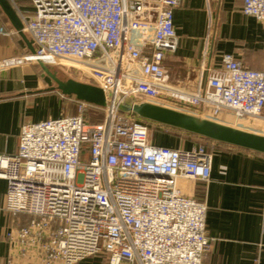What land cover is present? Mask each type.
Masks as SVG:
<instances>
[{"label": "built area", "instance_id": "1", "mask_svg": "<svg viewBox=\"0 0 264 264\" xmlns=\"http://www.w3.org/2000/svg\"><path fill=\"white\" fill-rule=\"evenodd\" d=\"M16 1L6 0L34 53L9 64L77 70L104 92L106 106L76 100L75 115L24 123L17 152L0 154L6 210L29 218L7 234L8 263L202 264L206 205L178 183L210 180L207 142L154 145L151 123L116 103L180 91L197 111L264 123V70L223 54L205 86H171L165 62L178 48L173 18L184 0H28L30 15ZM241 13L264 23V0H241ZM11 34L0 26V35ZM89 108L103 112L100 123L85 119Z\"/></svg>", "mask_w": 264, "mask_h": 264}, {"label": "crops", "instance_id": "2", "mask_svg": "<svg viewBox=\"0 0 264 264\" xmlns=\"http://www.w3.org/2000/svg\"><path fill=\"white\" fill-rule=\"evenodd\" d=\"M16 4L22 14L32 12L28 0ZM173 23L179 44L165 66L170 83L177 88L205 86L223 54L250 69L264 70V23L244 16L241 0H184L174 11ZM0 26L14 32L0 35V154L13 155L24 123L75 115L76 99L63 95L54 83L49 86L40 65L9 64L30 52L1 7ZM152 143L190 150L198 141L153 132ZM207 147L210 180L178 183L183 194L206 205L210 246L202 264H264V155L214 141L207 142ZM6 188V181L0 179V264H9L8 232L29 219L14 218L6 210ZM11 264L37 262L16 256ZM80 264L105 263L90 258Z\"/></svg>", "mask_w": 264, "mask_h": 264}, {"label": "water", "instance_id": "3", "mask_svg": "<svg viewBox=\"0 0 264 264\" xmlns=\"http://www.w3.org/2000/svg\"><path fill=\"white\" fill-rule=\"evenodd\" d=\"M0 7L7 15L18 34L24 40L30 54L34 53V45L29 36L21 32V23L10 8L6 0H0ZM45 75V82L49 86L53 83L66 96H73L77 101L104 108L106 97L104 92L93 85L80 83L74 80L62 81L50 72L48 67L41 65ZM121 113H133L142 120L159 124L164 127L185 132L209 141L233 146L247 151L264 155V136H258L236 130L231 127L191 116L173 109L157 106L150 103H134L131 99H123L116 103Z\"/></svg>", "mask_w": 264, "mask_h": 264}, {"label": "rangeland", "instance_id": "4", "mask_svg": "<svg viewBox=\"0 0 264 264\" xmlns=\"http://www.w3.org/2000/svg\"><path fill=\"white\" fill-rule=\"evenodd\" d=\"M50 70L52 72H54L56 74V76L62 81H66V80L70 79V80H74V81H77L80 83H84V82L80 81V76L77 77L75 75L76 74L75 72H77V70H74L71 68L64 70V71H59V70H56L53 68H51ZM85 84L94 85L91 80H88ZM171 86H173L175 89H178V90H183V91H187V92L191 91V90H187V89L177 88L175 86V84H171ZM188 100L189 99H187V101H186V98H184V97H179V96L173 95V96L161 97V98L157 99L156 101H152V102L144 100V99L139 100V101H141V103H150V104H154V105H158V106L162 105L163 107H167L169 109H173V110H176L178 112H182L185 114H189L191 116L199 117V118H202L204 120L212 121V122H215L217 124L224 125L227 127H231V128L233 127L235 129H239V130H242L244 132L246 131V133L258 134V135L264 136V123L256 122L253 120H247V119L244 120L242 118H236L231 114H222L220 116V118L223 119V121H222V120L218 119V117L212 116L210 113H208L206 111H197L196 109H194L193 107H191L189 105L190 103L188 102ZM91 117H92V114H91ZM156 126L165 128L164 126L159 125V124H157ZM152 135H153V133H152ZM154 135H155V133H154ZM197 141L204 143L205 140L197 139ZM205 142H207V141H205Z\"/></svg>", "mask_w": 264, "mask_h": 264}, {"label": "trees", "instance_id": "5", "mask_svg": "<svg viewBox=\"0 0 264 264\" xmlns=\"http://www.w3.org/2000/svg\"><path fill=\"white\" fill-rule=\"evenodd\" d=\"M76 76L78 77V75H76ZM80 81H83V80L80 79ZM84 83H86V82H84ZM91 114H92V117H91ZM84 117L86 120H88L92 123H100L103 119V112L99 109L89 108L85 112ZM156 125L157 124H154V123H152L150 125L152 132H157V133H162V134H170V135L179 137V138L183 139L184 141H190L191 138H195V139H201V140H205L207 142H210L209 140L202 139V138L187 134V133L182 132V131H178V130H174V129L172 130V129L167 128V127H165V128L157 127Z\"/></svg>", "mask_w": 264, "mask_h": 264}, {"label": "bare ground", "instance_id": "6", "mask_svg": "<svg viewBox=\"0 0 264 264\" xmlns=\"http://www.w3.org/2000/svg\"><path fill=\"white\" fill-rule=\"evenodd\" d=\"M76 74L75 75H78V76H80V79H82L83 81L82 82H87L89 79L88 78H86L83 74H81L80 72H75ZM174 91V90H173ZM174 94L175 95H177V96H184V97H189V96H187V95H185L184 93H182V92H180V91H176V92H174ZM141 102H138V104H140ZM158 106V105H157ZM161 107H163L162 105H160ZM165 108H167V107H165ZM219 119V118H218ZM256 122H259V121H256ZM262 123V122H261ZM233 128V127H232ZM235 129V128H234ZM236 130H239V129H236ZM240 131H242V130H240ZM244 132V131H243ZM246 132V131H245ZM254 135H258V134H254ZM258 136H262V135H258Z\"/></svg>", "mask_w": 264, "mask_h": 264}]
</instances>
